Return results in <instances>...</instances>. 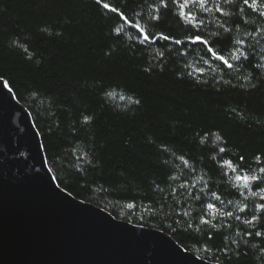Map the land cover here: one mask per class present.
<instances>
[{"label":"trees","instance_id":"1","mask_svg":"<svg viewBox=\"0 0 264 264\" xmlns=\"http://www.w3.org/2000/svg\"><path fill=\"white\" fill-rule=\"evenodd\" d=\"M109 2L130 18L151 11L139 0ZM245 19L256 21L252 15ZM119 23L95 0H0V76L30 113L59 187L116 219L158 229L185 250L209 256L201 248L209 243L208 225L181 230L198 223L202 208L215 202L198 192L201 177L235 203L213 160L212 149L223 144L216 135L226 138L233 156L264 152V79L249 82L244 77L251 69L242 68L217 71L215 78L206 72L197 82L185 66L199 49L163 40L145 47L129 39L134 31L127 28L116 38L112 29ZM154 23L150 31L185 37L186 28L163 11L159 25ZM234 35L243 37L244 30ZM84 115L92 121L85 124ZM206 132L211 136L202 151L197 134ZM181 155L191 157L194 174ZM186 181L197 182L196 189L181 188ZM194 191L200 200L191 199ZM228 210L235 211L234 205ZM212 223L226 226L210 246L227 243L230 251L227 258L220 253L219 262L209 261L264 264V242L244 236L246 226L227 217Z\"/></svg>","mask_w":264,"mask_h":264},{"label":"water","instance_id":"2","mask_svg":"<svg viewBox=\"0 0 264 264\" xmlns=\"http://www.w3.org/2000/svg\"><path fill=\"white\" fill-rule=\"evenodd\" d=\"M198 257L59 187L30 113L0 83V264H201Z\"/></svg>","mask_w":264,"mask_h":264},{"label":"snow or ice","instance_id":"3","mask_svg":"<svg viewBox=\"0 0 264 264\" xmlns=\"http://www.w3.org/2000/svg\"><path fill=\"white\" fill-rule=\"evenodd\" d=\"M98 8L105 13H113L119 18V26L112 29V34L120 38L125 34V29L134 31V36H129L136 44L147 47L149 44L163 40L178 46L186 47L192 52L200 50V55L192 64L186 65L187 75L199 82L200 78L206 72L212 73L215 78L217 71L227 74L231 70H241L242 68L251 69L252 74L244 78L251 82L253 78H261L260 74L264 73V47L257 48L261 41H264V0H139V6L143 9L147 6L151 11L145 17L143 12L137 13L134 17H129L119 7L110 3L109 0H95ZM171 15L177 22L186 28V34L183 39L165 33L163 31H150L148 25L155 22L153 26L159 25L161 21V12ZM255 16L256 23L251 24L246 16ZM209 25L215 27V31H209ZM249 28L251 30H249ZM244 30L243 37H237L234 33ZM259 57L257 59V53ZM184 73L181 74L183 78ZM0 83L3 87H9L0 76ZM225 84L228 81H224ZM236 87H244L237 85ZM252 88L257 87L251 84ZM12 89L9 88V91ZM139 104V100L134 101ZM93 119L90 115H84L83 121L88 124ZM198 145L202 151L207 150V144L211 136L210 132L203 135L199 133ZM216 141H223L222 146L212 151L217 153L213 160L217 162L220 169L221 180L228 181L230 191L229 195L233 199L225 201L223 199L224 191L218 194L217 191L209 188L207 181L200 178L198 183L201 187L199 193L210 198L215 202L206 204L202 208V215L196 224H188L186 229L181 231H190L196 229L199 231L201 225L209 226V233L206 237L209 243H202L201 248L209 256L198 257L201 264H208L209 260L220 261V253L227 258L230 251L229 245L223 247L211 245L217 233H221L226 226L221 224L219 228L212 223V220L219 221L220 218H229L246 226L243 235L250 238H260L264 242V152L253 154V157H246L244 154L233 156L228 152V142L221 135L215 136ZM83 161V157H77ZM191 157L185 158L181 155L180 160L183 166L188 169L189 173L194 174L195 168L189 167ZM186 181L180 185L181 188L196 189V183ZM207 190V191H206ZM191 199L200 200L201 196L196 191L190 193ZM243 197V200L240 198ZM249 198L251 202L249 204ZM258 198V199H257ZM259 201V202H258ZM219 203L222 207H218ZM228 205H234L235 211L228 210ZM135 205L129 204V208ZM208 217V218H205ZM178 222V221H177ZM226 238L222 236V243ZM237 244L238 241H231ZM230 259V258H229Z\"/></svg>","mask_w":264,"mask_h":264}]
</instances>
